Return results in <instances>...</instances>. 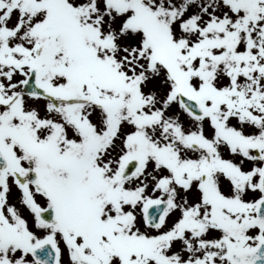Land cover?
<instances>
[{"label":"snow or ice","instance_id":"snow-or-ice-1","mask_svg":"<svg viewBox=\"0 0 264 264\" xmlns=\"http://www.w3.org/2000/svg\"><path fill=\"white\" fill-rule=\"evenodd\" d=\"M0 264H264V0H0Z\"/></svg>","mask_w":264,"mask_h":264}]
</instances>
